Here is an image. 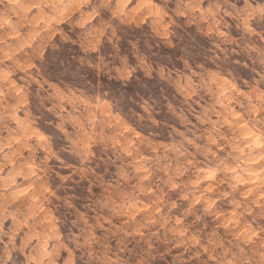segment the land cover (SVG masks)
I'll list each match as a JSON object with an SVG mask.
<instances>
[{
  "label": "rangeland",
  "instance_id": "obj_1",
  "mask_svg": "<svg viewBox=\"0 0 264 264\" xmlns=\"http://www.w3.org/2000/svg\"><path fill=\"white\" fill-rule=\"evenodd\" d=\"M0 264H264V0H0Z\"/></svg>",
  "mask_w": 264,
  "mask_h": 264
},
{
  "label": "trees",
  "instance_id": "obj_2",
  "mask_svg": "<svg viewBox=\"0 0 264 264\" xmlns=\"http://www.w3.org/2000/svg\"><path fill=\"white\" fill-rule=\"evenodd\" d=\"M147 82L149 81V80H146ZM147 85H148V83H147ZM145 89L144 90H150V87L149 86H146V87H144ZM125 90V89H124ZM120 93V92H119Z\"/></svg>",
  "mask_w": 264,
  "mask_h": 264
},
{
  "label": "bare ground",
  "instance_id": "obj_3",
  "mask_svg": "<svg viewBox=\"0 0 264 264\" xmlns=\"http://www.w3.org/2000/svg\"><path fill=\"white\" fill-rule=\"evenodd\" d=\"M251 134V133H250ZM248 135V134H247ZM257 142H259V141H257ZM255 145H256V142L254 143ZM253 181V180H252Z\"/></svg>",
  "mask_w": 264,
  "mask_h": 264
}]
</instances>
